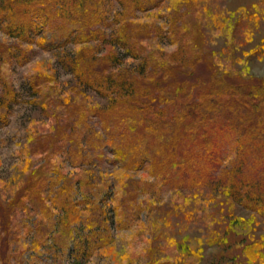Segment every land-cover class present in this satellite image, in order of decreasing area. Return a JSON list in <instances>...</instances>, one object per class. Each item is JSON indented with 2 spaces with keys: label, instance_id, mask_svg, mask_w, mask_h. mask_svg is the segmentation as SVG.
<instances>
[{
  "label": "rangeland",
  "instance_id": "374dc122",
  "mask_svg": "<svg viewBox=\"0 0 264 264\" xmlns=\"http://www.w3.org/2000/svg\"><path fill=\"white\" fill-rule=\"evenodd\" d=\"M111 1L100 25L102 41L49 48L50 32L20 39L6 33L0 18V264H264V219L231 200L216 182L220 169L200 185L187 173L177 182L151 158L124 168L112 149L90 144L93 139L85 142L90 155L76 168L67 158L64 129L74 124L81 101L108 103L76 75L80 54L81 67L88 57L96 66L116 58L123 70L142 68V59L121 44L122 30H139L150 63L183 59L182 75L207 73L210 63L231 81L264 80V0H162L133 10ZM191 57L200 59L191 66ZM86 118L102 132L97 115ZM44 164L63 176L86 172L94 186L73 189L72 203H90L74 205L81 215L66 240L50 228L63 215L51 200L45 203L55 214L48 216L25 210L22 203L29 201L19 196L31 171ZM50 168L46 177L61 186ZM48 179L41 191L52 199L56 186L42 189Z\"/></svg>",
  "mask_w": 264,
  "mask_h": 264
},
{
  "label": "trees",
  "instance_id": "16d2710c",
  "mask_svg": "<svg viewBox=\"0 0 264 264\" xmlns=\"http://www.w3.org/2000/svg\"><path fill=\"white\" fill-rule=\"evenodd\" d=\"M114 1L124 9L133 10L149 9L162 0ZM111 2L0 0V18L6 23V33L20 39L50 32L47 46L55 48L68 41L79 44L105 40L100 25L107 18L106 5ZM136 32L140 33L138 29ZM136 32L128 35L122 30L121 44L128 48L127 53L132 58L142 59L141 69L123 70L116 58L109 59L107 65L96 66L88 57L89 65L81 67L84 56L80 54L77 58L76 75L84 84L106 96L108 103L101 107H93L87 101L78 104L82 109L74 124L64 128L69 131L67 158L70 163L79 168L85 155H90L85 142L93 139L90 144L99 147V142L102 147L112 149L124 168L138 165L144 157L151 158L154 166L177 182L187 173L188 180L200 185L213 171L220 169L216 182L226 188L231 200L264 219V80L236 78L231 81L210 63L206 64L207 73L182 75L183 59L171 57L168 62L154 59L150 63V52L143 45L142 35L139 37ZM130 37L136 40L134 45ZM119 40L118 36L114 42ZM144 50L146 53L142 52ZM198 59L191 57V66ZM90 113L100 119L102 132L87 124L86 117ZM49 168L58 173L61 186L46 177ZM82 173L63 176L57 168L44 164L31 171L30 183L19 194L29 201L26 205L22 203L25 210L34 207L50 216L55 212H51L52 207L45 202L51 200L57 211H62L63 215L49 224L54 230L59 228L58 240L59 236L66 240L71 235L70 224L81 215L74 205L90 203L87 198L72 203L73 189L78 187L87 192L94 188L90 177ZM45 178L48 180L42 189L56 186L52 189L55 196L52 199H47V194L41 191ZM42 226L48 228L47 223ZM40 241L38 239L39 244Z\"/></svg>",
  "mask_w": 264,
  "mask_h": 264
}]
</instances>
